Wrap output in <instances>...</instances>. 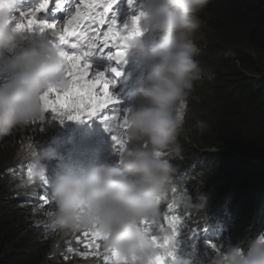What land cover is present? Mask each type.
I'll return each instance as SVG.
<instances>
[{"label": "clouds", "instance_id": "9594fccd", "mask_svg": "<svg viewBox=\"0 0 264 264\" xmlns=\"http://www.w3.org/2000/svg\"><path fill=\"white\" fill-rule=\"evenodd\" d=\"M211 1L134 0L130 5L129 0H117V6L113 5L121 27L130 29L131 16L143 13L142 34L126 41L125 62L116 65L106 57L92 72H104L115 80L110 87L114 95L124 90L131 75L142 77L130 81L136 85L124 108L125 99H118V107L126 109L125 144L120 153L98 119L61 122L46 111L44 94L50 88L64 90L70 85L63 49L48 32L18 29L19 22L27 23V18L19 21V0H0V138L16 131L10 145L0 152V189L26 235L24 240L35 253L41 252L39 260L44 264H103V256L110 254L102 246L96 250L99 256L85 247V230L99 232L104 237L99 243L118 252L127 264H264V213L260 216L264 157L243 154L231 144H213L209 122L214 116H224L236 97L235 93L225 97L227 85L221 78L232 76L227 62L234 60L237 67L241 62L233 47L212 43L213 39L217 43L230 40L217 38L212 18H206ZM60 13L52 8L45 15L55 20ZM63 13L61 21H66L68 13ZM89 24L99 32L107 30L90 18L81 27ZM212 48L217 49L219 62L211 61ZM110 67H117L122 75L116 77ZM75 130L72 139L70 133ZM41 138L46 141L43 147L38 142ZM99 156L103 163L88 162L99 161ZM186 158L215 162L201 191L221 197L223 203L235 200L227 209L237 219L224 228L233 230L232 239L215 242L214 238L209 249L203 245L210 239L208 230L171 224L176 207L184 205L183 195L198 183L192 179L189 187L168 192L174 178L188 166ZM26 162L31 163L28 171ZM207 202L204 193L184 201L198 210H204ZM174 232L178 249L170 256L169 247L158 244Z\"/></svg>", "mask_w": 264, "mask_h": 264}, {"label": "snow or ice", "instance_id": "6c2138e0", "mask_svg": "<svg viewBox=\"0 0 264 264\" xmlns=\"http://www.w3.org/2000/svg\"><path fill=\"white\" fill-rule=\"evenodd\" d=\"M116 2L117 0H100L99 3L90 2L84 5L83 10L80 5H77L75 11H73L71 7L72 0H41L38 7L19 13L20 18L25 16L30 18L27 19L26 25L19 22L17 28L32 32H48L51 34L52 42L63 49L61 54L69 67L66 76L70 80V85L64 90L50 88L44 94L42 100L46 111L51 112L53 117L61 120V122L64 119L75 121L85 118L98 119L103 124L105 131L111 135L114 149H118L121 153L125 144L124 129L126 128V121L124 113L126 109L122 111L118 107L120 101L110 91V87L115 83V80L107 78L104 72L93 74L90 71L91 64L86 59L94 52H104L111 49L107 59L116 65H120L125 62L126 41L135 35L142 34L140 19L143 13L137 12L131 16L130 29L127 25L121 27L109 15L112 13L113 5ZM133 3L134 0H129L130 5ZM49 7H53L54 11H67V20L60 23L38 19L37 14L45 12ZM101 9L102 11H99ZM90 12H96V14L89 17ZM88 18L96 26H106L107 30L99 32L97 28H92L91 24L81 27L82 21ZM78 28L81 30L77 31ZM85 33L89 34L85 35ZM100 36L103 39H100ZM69 37H73L74 41L70 40ZM109 71L116 77L122 75V71L117 67H110ZM142 224L148 225L149 222L143 221ZM144 228L149 233V228ZM83 236L87 238L85 247L93 248L94 255H101L99 251H96L101 246L106 253L110 254L103 256V264H127L126 259L121 257L118 252L115 250L108 251L103 243L102 245L99 243L104 240L99 232L85 230ZM79 239L77 237L78 242ZM164 242L170 249V256L177 251L178 244L175 232L171 238L165 236ZM158 246L161 245L158 244ZM68 251L71 252L72 249L69 248Z\"/></svg>", "mask_w": 264, "mask_h": 264}, {"label": "trees", "instance_id": "16d2710c", "mask_svg": "<svg viewBox=\"0 0 264 264\" xmlns=\"http://www.w3.org/2000/svg\"><path fill=\"white\" fill-rule=\"evenodd\" d=\"M207 10L216 37L230 40L217 43L213 39L212 43L233 47L241 62L239 67L234 60L227 62L232 76L221 78L227 85L225 97L234 93L236 97L224 116H214L209 122L213 144H231L243 154L264 157V0H212ZM211 53V61L219 62L217 49ZM15 218L0 189V264H44L39 260L41 252L35 253L24 240L26 235Z\"/></svg>", "mask_w": 264, "mask_h": 264}, {"label": "bare ground", "instance_id": "6f19581e", "mask_svg": "<svg viewBox=\"0 0 264 264\" xmlns=\"http://www.w3.org/2000/svg\"><path fill=\"white\" fill-rule=\"evenodd\" d=\"M135 90H137V89H135ZM119 106V105H118ZM47 132H51V130L50 129H48L47 130ZM15 133H16V131L11 135V136H8L6 139H4V138H0V140H1V142H0V152H2L3 150H5L9 145H10V143L12 142V140H13V138H14V136H15ZM77 133V130H76V132H74L73 133V135L74 134H76ZM46 136V135H45ZM48 136H52V133H50V134H48ZM39 144L43 147L45 144H46V141L45 140H43L42 138L41 139H39ZM36 148V147H35ZM38 150V149H37ZM95 152V151H94ZM93 152V153H94ZM102 149L99 151V154L101 155L102 154ZM22 160L24 161V160H26V158H22ZM43 161H46V160H43ZM99 163H103V161H102V158L99 156ZM25 165H26V167H27V171L30 169V165H31V163L30 162H26V163H24ZM20 179H23V175L21 176V178ZM26 193V187L25 188H23L22 190H21V194H20V199L22 200V199H24L23 198V196H21V195H23V194H25ZM257 198H260V197H257ZM258 200V199H257ZM257 208V207H256ZM261 212H263L264 213V211L263 210H260V216H261ZM221 238V235H220V233L219 234H217V236L215 237V239H214V241L216 242V241H218L219 239ZM243 238V235H241L240 237H238V238H236L235 240H234V244L235 243H237V242H239L241 239ZM163 244H165V242H163V243H159V245H163ZM166 247H168V245L166 244Z\"/></svg>", "mask_w": 264, "mask_h": 264}, {"label": "rangeland", "instance_id": "374dc122", "mask_svg": "<svg viewBox=\"0 0 264 264\" xmlns=\"http://www.w3.org/2000/svg\"><path fill=\"white\" fill-rule=\"evenodd\" d=\"M74 132H76V130H75ZM232 156H234V155H232ZM234 157H236V156H234ZM236 159H237V160H240V159H238L237 157H236Z\"/></svg>", "mask_w": 264, "mask_h": 264}]
</instances>
